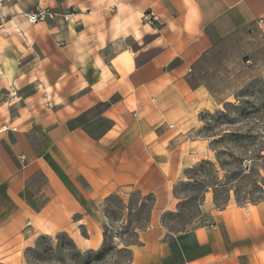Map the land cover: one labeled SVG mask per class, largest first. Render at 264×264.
Returning a JSON list of instances; mask_svg holds the SVG:
<instances>
[{"label": "crops", "instance_id": "crops-1", "mask_svg": "<svg viewBox=\"0 0 264 264\" xmlns=\"http://www.w3.org/2000/svg\"><path fill=\"white\" fill-rule=\"evenodd\" d=\"M39 8L50 16L30 23ZM261 20L264 0H0V263L32 232L99 248L103 205L126 188L154 197L129 264H264V199L219 209L206 193L210 224L167 234L160 221L211 159L194 66Z\"/></svg>", "mask_w": 264, "mask_h": 264}, {"label": "rangeland", "instance_id": "rangeland-1", "mask_svg": "<svg viewBox=\"0 0 264 264\" xmlns=\"http://www.w3.org/2000/svg\"><path fill=\"white\" fill-rule=\"evenodd\" d=\"M190 82L207 91L210 106L200 115L203 126L198 136L207 141L211 159L188 169L185 182L174 187L178 203L160 217L167 234L211 223L201 208L206 193L216 208L230 201L245 205L264 199L263 31L254 27L244 37L219 38L194 66ZM122 195L111 196L103 205L106 222L98 233L99 248L76 244L64 232H32L26 234L28 245L20 250L19 259L10 264H127L138 233L149 227L153 201L128 191ZM103 247L107 252L101 261L88 260L90 252L97 254ZM76 253L81 257L73 258Z\"/></svg>", "mask_w": 264, "mask_h": 264}, {"label": "built area", "instance_id": "built-area-1", "mask_svg": "<svg viewBox=\"0 0 264 264\" xmlns=\"http://www.w3.org/2000/svg\"><path fill=\"white\" fill-rule=\"evenodd\" d=\"M49 16H50V14H48L45 10L39 8L34 13L28 14L27 19L30 23H36L38 21L44 20L46 17H49ZM64 19L66 20L67 17H64ZM142 21H144L146 23L156 22L157 17L153 13L148 12L142 16ZM257 27L260 30H262L263 34H264V20L259 21L257 23ZM6 131H7L6 127L0 128V134L4 133Z\"/></svg>", "mask_w": 264, "mask_h": 264}, {"label": "trees", "instance_id": "trees-1", "mask_svg": "<svg viewBox=\"0 0 264 264\" xmlns=\"http://www.w3.org/2000/svg\"><path fill=\"white\" fill-rule=\"evenodd\" d=\"M208 164H209V163H208ZM145 197H151V198H152V201H153V203H152V207H153V204H154V197L151 196V195H149V196H145ZM216 205H218V204H216ZM152 207H151V209H152ZM224 207H225V206H223V207H221V208H219V209H222V208H224ZM104 238H105V237H104ZM67 240H68V244H69V246H71V247L74 248V244L72 243V241H71L70 239H67ZM106 252H107V251L105 250V247H103V248L100 250V252H98L97 254H94V255H93V252H90V255H92V256L88 257V260L94 258V260H96V261H101V260L105 257ZM78 257L80 258L81 256H80L79 253H76V255H74L73 258H78ZM130 260H131V252H130V254H129V259H127V264L130 263Z\"/></svg>", "mask_w": 264, "mask_h": 264}, {"label": "water", "instance_id": "water-1", "mask_svg": "<svg viewBox=\"0 0 264 264\" xmlns=\"http://www.w3.org/2000/svg\"><path fill=\"white\" fill-rule=\"evenodd\" d=\"M123 191H129V189L124 188Z\"/></svg>", "mask_w": 264, "mask_h": 264}]
</instances>
